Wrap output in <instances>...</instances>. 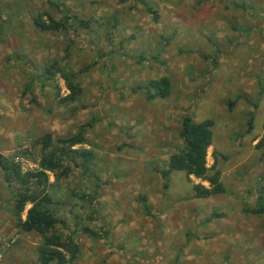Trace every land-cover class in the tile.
Here are the masks:
<instances>
[{"label": "rangeland", "instance_id": "374dc122", "mask_svg": "<svg viewBox=\"0 0 264 264\" xmlns=\"http://www.w3.org/2000/svg\"><path fill=\"white\" fill-rule=\"evenodd\" d=\"M66 12L78 20L58 32L31 19ZM68 73L80 91L67 101ZM162 76L167 96L138 89ZM184 114L214 121L206 165L223 193L195 197L209 183L183 171L164 185ZM45 132H82L72 148L92 153L88 172L46 171L74 264H264V213L252 212L264 200V0H0V153L37 170ZM20 188L0 171V264H39L41 238L19 230L9 198ZM95 189L93 207L80 197Z\"/></svg>", "mask_w": 264, "mask_h": 264}, {"label": "trees", "instance_id": "16d2710c", "mask_svg": "<svg viewBox=\"0 0 264 264\" xmlns=\"http://www.w3.org/2000/svg\"><path fill=\"white\" fill-rule=\"evenodd\" d=\"M146 9L150 12L153 11L149 5H146ZM156 15L154 16L155 19H157ZM44 16L46 17L44 18ZM31 19L39 30L53 32L66 30L69 26V24L67 25L69 19H72L71 23H76L78 20L76 15L67 12L59 20H56L51 14L43 15L42 13L33 15ZM78 23L83 24L82 21ZM58 70L54 64H50L43 68L44 74H40V76L45 77L47 75L50 77V75L56 74ZM63 76L69 90L63 100L68 101L74 99L80 88L73 81L75 76L73 73L63 74ZM138 89H143L141 91L150 100L158 95L167 96L170 93V79L168 76L151 79L146 83L145 88L140 87ZM213 124L214 121L210 118L196 122L193 121L190 114L182 116L178 131L180 143L176 150L170 154L165 168L160 171L165 180V186L168 185L172 174L176 171H183L189 180L190 176H195L209 183V186L194 183L192 187L195 197H207L225 191L220 181L219 170L212 173V168L206 165L207 148L213 141ZM86 125H90V122ZM83 140L82 132L66 138H54L51 132L43 133L37 140L41 151L40 168L37 170L22 172L17 162L0 153V171L3 181L8 187L15 184L21 186L17 192H13V189L10 190L9 197L13 203L12 210L16 217L17 226L21 232L35 233L41 238L36 250L39 264H74L79 259L80 245L74 238L73 232L64 236L58 230V226L64 225V221L55 214L52 207L54 203L46 191L45 184L48 181L47 170L54 172L58 178L61 175H68L72 165L79 166L86 172L89 171L87 163L90 161L92 153L88 150L72 148ZM78 156L82 158L81 162L77 161L76 157ZM32 181L37 182V185L31 187ZM97 194L98 190L95 189L93 194H82L80 198L94 207L96 206ZM27 204H30V207L26 210L25 218H22L21 213ZM258 204L259 206L251 211L255 214H263L264 200L261 197H259ZM87 218L91 219L92 216L87 215ZM82 230L91 236H98L95 231L87 226H84Z\"/></svg>", "mask_w": 264, "mask_h": 264}]
</instances>
